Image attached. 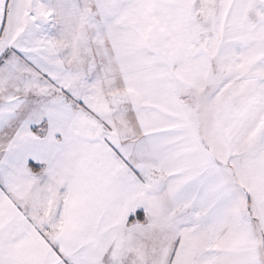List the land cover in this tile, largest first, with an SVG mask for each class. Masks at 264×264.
I'll list each match as a JSON object with an SVG mask.
<instances>
[{
	"label": "snow or ice",
	"instance_id": "obj_1",
	"mask_svg": "<svg viewBox=\"0 0 264 264\" xmlns=\"http://www.w3.org/2000/svg\"><path fill=\"white\" fill-rule=\"evenodd\" d=\"M0 264H264V0H0Z\"/></svg>",
	"mask_w": 264,
	"mask_h": 264
}]
</instances>
